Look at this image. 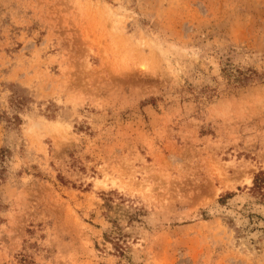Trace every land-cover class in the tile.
<instances>
[{"label":"rangeland","instance_id":"obj_1","mask_svg":"<svg viewBox=\"0 0 264 264\" xmlns=\"http://www.w3.org/2000/svg\"><path fill=\"white\" fill-rule=\"evenodd\" d=\"M264 0H0V264H264Z\"/></svg>","mask_w":264,"mask_h":264},{"label":"trees","instance_id":"obj_2","mask_svg":"<svg viewBox=\"0 0 264 264\" xmlns=\"http://www.w3.org/2000/svg\"><path fill=\"white\" fill-rule=\"evenodd\" d=\"M254 188L255 190H262L264 196V171L256 176Z\"/></svg>","mask_w":264,"mask_h":264}]
</instances>
